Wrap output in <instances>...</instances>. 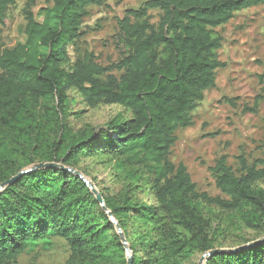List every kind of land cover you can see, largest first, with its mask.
Returning <instances> with one entry per match:
<instances>
[{"label": "trees", "instance_id": "obj_1", "mask_svg": "<svg viewBox=\"0 0 264 264\" xmlns=\"http://www.w3.org/2000/svg\"><path fill=\"white\" fill-rule=\"evenodd\" d=\"M44 1L34 15V0H26L25 43L5 50L2 28L15 0H0V264H16L51 239L68 245L67 264L128 263L117 235H108V219L94 211L100 203L67 169L83 156L116 160L127 179L119 202L102 201L130 244L131 264H184L214 251L221 232H210L205 207L262 232L261 161L249 164L240 155L234 171L225 156L218 158L209 172L225 197L220 199L199 193L186 167L173 165L170 155L176 130L192 126L193 111L215 86L216 70L226 66L218 60L222 40L214 30L264 0H147L119 20L114 39L120 58L107 67L92 53H73L87 33L88 9L108 0ZM150 11L159 12L156 24ZM70 92L87 107L116 105L128 117L72 134L66 124ZM261 98L244 112L256 113ZM36 158L40 165L63 167L23 171ZM20 173L16 183L2 187ZM140 195L147 201L135 198ZM205 264H264V242L208 257Z\"/></svg>", "mask_w": 264, "mask_h": 264}, {"label": "rangeland", "instance_id": "obj_2", "mask_svg": "<svg viewBox=\"0 0 264 264\" xmlns=\"http://www.w3.org/2000/svg\"><path fill=\"white\" fill-rule=\"evenodd\" d=\"M147 0H108L101 7H90L89 16L84 21L87 33L79 39L73 56L81 58L85 52L92 53L97 64L107 67L120 58L115 35L118 22L128 9H137ZM26 0H15V5L6 12V25L2 28L1 44L10 50L24 44L26 21L24 7ZM44 0H34L31 9L37 15L46 7ZM158 11H150V22L156 24ZM85 31V30H84ZM215 34L222 40L217 52L218 60L225 68L215 72L214 88L204 93L192 113V126L175 132L177 141L171 149L170 161L173 165L183 164L199 193L211 198L225 197L215 188L209 168L221 156L227 164L238 170L237 157L243 155L249 164L261 161L264 169V5L237 13L226 25L216 28ZM119 76L118 73H115ZM71 104L66 124L72 134L87 130H99L118 115L128 117L116 105L85 106L74 92L68 93ZM261 96L257 112H244L251 109L255 99ZM50 137L55 136L51 133ZM36 158L34 164L23 171L40 165ZM117 161L107 156H83L70 168L80 177L90 192L101 199L119 202L127 179L116 169ZM63 167L62 163L56 164ZM264 188V185H260ZM146 202L144 195L135 196ZM94 211L102 212L108 219L112 230L110 238L117 235L124 248L126 259L131 257L130 244L103 201ZM204 216L211 230L221 232L215 235V250L228 251L250 245L264 239V230L256 232L241 228L232 215L220 214L214 207H205ZM218 234V233H217ZM48 247L37 246L33 251L22 254L16 264H67L70 251L68 245L59 239H51ZM142 256V253L138 254ZM206 254L196 253L184 264H199ZM200 264H205L201 262Z\"/></svg>", "mask_w": 264, "mask_h": 264}, {"label": "water", "instance_id": "obj_3", "mask_svg": "<svg viewBox=\"0 0 264 264\" xmlns=\"http://www.w3.org/2000/svg\"><path fill=\"white\" fill-rule=\"evenodd\" d=\"M56 166L53 165V164H46V165H38L36 166V168H55ZM22 173H20L19 175H17L16 177L10 179L9 181H7L5 184L2 185V187L4 186H7V185H12L14 183H16L19 179H20V176H21ZM96 200L98 203H101L102 202V199L99 197V196H96ZM261 242H264V239L263 240H259V241H256L250 245H246V246H243V247H239V248H235L233 250H228V251H220V250H214V251H211L209 253H207L206 255H204L201 259H200V262H204L208 257H215L217 255H222V254H225V253H234V252H237V251H241V250H245L247 248H250V247H253ZM132 263V260H131V257L128 259V263L127 264H131Z\"/></svg>", "mask_w": 264, "mask_h": 264}]
</instances>
